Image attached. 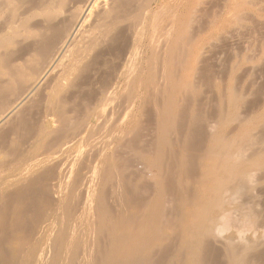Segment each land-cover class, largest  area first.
Returning <instances> with one entry per match:
<instances>
[{"label":"bare ground","instance_id":"bare-ground-1","mask_svg":"<svg viewBox=\"0 0 264 264\" xmlns=\"http://www.w3.org/2000/svg\"><path fill=\"white\" fill-rule=\"evenodd\" d=\"M0 156V264H264V0H0Z\"/></svg>","mask_w":264,"mask_h":264},{"label":"rangeland","instance_id":"rangeland-1","mask_svg":"<svg viewBox=\"0 0 264 264\" xmlns=\"http://www.w3.org/2000/svg\"><path fill=\"white\" fill-rule=\"evenodd\" d=\"M66 156H67V155L64 154L63 156H61V158L64 159ZM42 157H44V156H41L40 160L43 159ZM61 158H60V159H61ZM0 159H2V156H0ZM62 159H61V160H62ZM35 161L37 162L38 159H36V160H32L31 163H35ZM50 164H51V161L49 162V165H50ZM260 207H261V208L263 207L262 210H261L260 208H259V210H261L260 212H262V214H264V212H263L264 205H263V206H260ZM262 225H264V223H263ZM262 225L260 224V225H258V226H259L260 228H262V227L264 228V226H262ZM261 226H262V227H261ZM260 228H259V230H258V228H256V232H257L256 235H257L258 237H263V236H264V234H263L264 232L262 233L263 228H262V230H260ZM235 231H236V229L234 228V229H231L229 233H232V234H233V233H235ZM263 231H264V230H263ZM251 234H252V232L247 233V234H246V237H250ZM261 234H263V235H261ZM249 235H250V236H249ZM260 235H261V236H260Z\"/></svg>","mask_w":264,"mask_h":264}]
</instances>
